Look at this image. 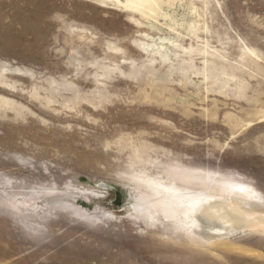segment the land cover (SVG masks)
Here are the masks:
<instances>
[{
	"label": "rangeland",
	"instance_id": "obj_1",
	"mask_svg": "<svg viewBox=\"0 0 264 264\" xmlns=\"http://www.w3.org/2000/svg\"><path fill=\"white\" fill-rule=\"evenodd\" d=\"M0 264H264V0H0Z\"/></svg>",
	"mask_w": 264,
	"mask_h": 264
}]
</instances>
